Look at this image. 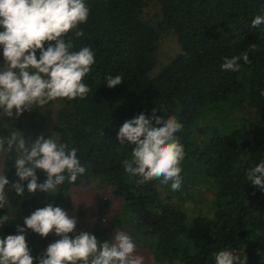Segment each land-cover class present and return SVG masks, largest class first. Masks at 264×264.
<instances>
[{"label":"trees","instance_id":"16d2710c","mask_svg":"<svg viewBox=\"0 0 264 264\" xmlns=\"http://www.w3.org/2000/svg\"><path fill=\"white\" fill-rule=\"evenodd\" d=\"M85 3L88 20L79 25L84 36L76 38L70 32L65 39L73 38L74 50L84 46L94 50L92 71L83 79L91 91L84 99L61 98L54 135L79 150L86 173L75 183L65 181L51 195H31L26 192L27 181L23 197L9 191V204L0 208V216L8 213L12 218L0 226V238L18 234L17 225L25 227L30 254L39 258L60 237H42L24 225V218L46 202L61 204L74 187L97 178L123 201L116 225L130 230L156 261L215 264L214 255L230 249L241 259L246 255V264H264V189L247 179V172L264 161V25L251 27L264 0H158L157 21L144 18L146 0ZM166 32L175 33L180 51L153 75L159 39ZM245 51L251 63L241 58L240 71L222 70L225 58ZM108 75H121L123 80L109 88ZM153 109L156 116L175 115L183 124L176 133L185 149L179 191L158 179L139 183L141 178L130 176L123 166L134 145L119 143V128L140 113L152 116ZM246 111L255 113V123L246 124L238 134L225 120ZM29 127L26 132L19 118L17 128L10 126L7 133L18 129L32 137L36 126L30 122ZM16 155L5 153L2 174L10 182L19 179L13 166ZM37 176L38 182L46 179L39 169ZM197 184L207 189H197ZM190 188L198 194L207 191L211 197L187 209L181 203L182 192ZM91 234L111 239L98 224Z\"/></svg>","mask_w":264,"mask_h":264},{"label":"clouds","instance_id":"9594fccd","mask_svg":"<svg viewBox=\"0 0 264 264\" xmlns=\"http://www.w3.org/2000/svg\"><path fill=\"white\" fill-rule=\"evenodd\" d=\"M89 7L85 0H0V46L3 48L4 65L0 67V118L16 120L34 107L42 110L60 98L84 99L91 89L83 82L95 63L94 50L84 46L75 49L74 37L84 36L79 25L88 20ZM261 14L251 21V27L264 25V6ZM45 42H49L45 47ZM54 42V43H51ZM256 46L253 45L252 50ZM39 50V56H37ZM251 63L247 51L221 65L224 71H240V61ZM121 75H108L109 88L119 85ZM264 95V90L261 91ZM138 116L126 120L119 128L116 139L120 144L134 145L131 159L123 161L125 172L138 176L139 183L160 179L162 184L171 182V189L182 186L181 162L185 157L184 145L176 133L183 124L175 115L166 119L155 115ZM155 121L153 124L152 121ZM10 123L4 127H10ZM52 133L45 138L41 132L35 140L27 138L22 130L12 129L9 135H0V153L16 152L14 164L18 181L10 182L7 174H0V208L9 204L8 193L17 196L26 192L55 194L58 186L67 181L75 183L86 173L78 149L61 142ZM7 144V147H5ZM37 169L46 176L38 182ZM247 179L254 186L264 189V161L247 172ZM11 184L10 189L6 185ZM9 214L0 216V226L9 221ZM77 220L59 206L47 204L24 218V225L33 232L47 237L54 233L60 237L50 243L39 258L30 254L25 227L17 225L18 234L0 238V264H144V256L137 254L136 240L126 230H115L111 239L100 240L87 231H77ZM75 233L73 238L69 234ZM230 249L214 255L215 264H246Z\"/></svg>","mask_w":264,"mask_h":264},{"label":"rangeland","instance_id":"374dc122","mask_svg":"<svg viewBox=\"0 0 264 264\" xmlns=\"http://www.w3.org/2000/svg\"><path fill=\"white\" fill-rule=\"evenodd\" d=\"M146 2L147 5L143 14L144 18L146 20L157 21L161 18L158 0H146ZM179 51L180 44L175 33H163L159 39L158 63L151 73L153 75L156 74L160 68L167 64ZM3 65L4 57L3 55H0V67H3ZM60 100L61 98L50 102L43 110L39 107H34L31 111H25L20 115L19 118H22L26 132H30L31 130L29 127L30 122L36 126V129H32L33 140H35L41 132L44 133L45 138L51 137L54 132L55 114L60 104H62L60 103ZM255 117L256 115L253 111H246L238 115H228L227 120L225 121L232 130L241 134L244 132L246 124L255 123ZM18 119L12 120V118L7 116L0 118V135H9V133H7L8 127H4L5 124L10 123L11 128H17ZM5 128L6 131H4ZM33 136L36 137L33 138ZM4 158L5 153H0V174L3 172ZM158 181L162 184L160 179H158ZM195 187L197 189H207L204 185L199 184L195 185ZM182 194L183 202H180L187 209H194L197 203L201 204L200 201L202 202L205 198L211 197L207 191L206 194H198L191 188L188 190L184 189ZM47 204L50 203L46 202L45 206ZM53 206L63 208L70 216L76 218L77 231H87L91 233L93 226L98 224L108 230L110 237L115 234V230L121 229L129 231L133 235L130 230L116 225V217L122 211L123 201L121 198L113 195L111 187L101 179L94 178L85 180L81 185L74 187L68 192L61 204L55 203ZM190 214L193 215L192 212ZM49 235L52 237L56 234L53 231ZM74 235L75 233H71V236ZM134 239L136 240L135 236ZM136 250L137 254H142L144 256V264H170L156 261L151 251L144 248L142 244L138 245L137 242Z\"/></svg>","mask_w":264,"mask_h":264}]
</instances>
